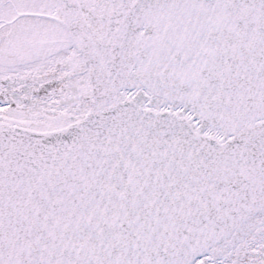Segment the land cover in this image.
<instances>
[{
    "label": "snow or ice",
    "instance_id": "snow-or-ice-1",
    "mask_svg": "<svg viewBox=\"0 0 264 264\" xmlns=\"http://www.w3.org/2000/svg\"><path fill=\"white\" fill-rule=\"evenodd\" d=\"M0 264H264V0H0Z\"/></svg>",
    "mask_w": 264,
    "mask_h": 264
}]
</instances>
